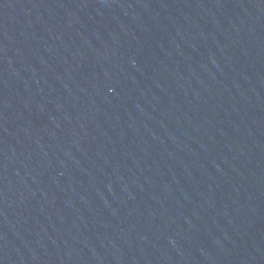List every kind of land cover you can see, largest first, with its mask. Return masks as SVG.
I'll return each mask as SVG.
<instances>
[{
  "label": "water",
  "instance_id": "95a60500",
  "mask_svg": "<svg viewBox=\"0 0 264 264\" xmlns=\"http://www.w3.org/2000/svg\"><path fill=\"white\" fill-rule=\"evenodd\" d=\"M0 264H264V0H0Z\"/></svg>",
  "mask_w": 264,
  "mask_h": 264
}]
</instances>
